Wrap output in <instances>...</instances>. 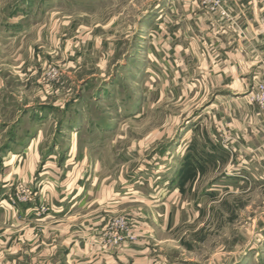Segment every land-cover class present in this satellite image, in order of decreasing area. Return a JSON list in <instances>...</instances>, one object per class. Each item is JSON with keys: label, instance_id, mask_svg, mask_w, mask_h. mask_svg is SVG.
I'll return each instance as SVG.
<instances>
[{"label": "rangeland", "instance_id": "obj_1", "mask_svg": "<svg viewBox=\"0 0 264 264\" xmlns=\"http://www.w3.org/2000/svg\"><path fill=\"white\" fill-rule=\"evenodd\" d=\"M160 1L0 0V149L13 133L21 141L39 133V157L54 145L64 156L72 145L79 155L85 148L100 158L95 173L90 167L98 187H125L127 194L140 189L141 196L158 202L167 195L155 189L163 188L155 176L166 179L173 165L180 194L164 231L156 209L128 202L111 216L96 191L89 201L105 216L101 246L107 248L101 234L123 217L139 235L133 243L143 236L136 226L147 223L151 244L169 264H264V179L256 176L249 189L244 180L239 189L202 194L222 173L199 156L200 112L216 90L196 82L195 75L184 82L178 58L183 52L168 49L180 15L163 13L155 23L157 14L150 11ZM195 2L209 16L230 17L223 0ZM175 41L183 42L182 36ZM261 83L247 95L258 111L249 93ZM75 124L80 130L74 139L69 126ZM170 153L175 157L169 162ZM18 182L14 193L24 186Z\"/></svg>", "mask_w": 264, "mask_h": 264}, {"label": "crops", "instance_id": "obj_2", "mask_svg": "<svg viewBox=\"0 0 264 264\" xmlns=\"http://www.w3.org/2000/svg\"><path fill=\"white\" fill-rule=\"evenodd\" d=\"M223 2L230 16L228 20L198 10L195 0H162L150 11L157 14L155 23L163 13L180 15V27L174 26L168 35L174 40L168 49L183 52L178 58H183L184 82L195 75L196 82L206 87L210 83L216 90L200 112L199 156L202 164L214 162L222 173L205 188L202 193L205 195L239 189L244 180L249 189L256 185V176L264 179V114L250 105L247 97L257 80L264 79V0ZM179 36L183 42L177 43L175 39ZM172 63L176 65V60L171 59L169 64ZM69 127L75 132L71 133L75 139L80 126ZM38 137L39 133L21 141L13 133L4 149H0V261L26 264L22 260L30 259L32 264H52L53 260L63 259L65 264H169L157 244H151L153 230L145 222L135 228L143 235L136 243L115 249L101 246L99 234L106 225L105 216L92 210L96 204L89 200L100 189L101 200L105 201L103 210L111 216L128 202L156 209L155 217L164 231L180 194L172 162L171 168L168 164L170 174L167 173L166 179L155 176V180L161 179L163 187L156 185L155 189L167 197L163 202L152 201L154 197L141 196L140 189L127 194L125 187L120 190L98 187V178L90 167L95 173L100 158L91 157L85 148L79 155L72 145L73 149L64 156L54 145L39 157ZM93 145L94 142L88 143L86 148ZM173 157L170 153L168 161ZM203 172L201 169V176ZM20 181L36 189L39 197L31 203L13 206L10 196ZM129 197L136 199L128 201ZM83 211L87 212L84 216L79 214Z\"/></svg>", "mask_w": 264, "mask_h": 264}, {"label": "built area", "instance_id": "obj_3", "mask_svg": "<svg viewBox=\"0 0 264 264\" xmlns=\"http://www.w3.org/2000/svg\"><path fill=\"white\" fill-rule=\"evenodd\" d=\"M215 0H204L202 4L208 5V2ZM224 15V13L222 14ZM255 91L249 93L250 103L257 105L262 113H264V84H259L255 87ZM17 192L10 196L9 202L11 205L27 204L33 202L35 193L27 186L21 187ZM106 238L105 245L107 248H117L125 244L135 242L139 235L133 234L132 228L128 224V220L123 217L113 219L109 227L101 234Z\"/></svg>", "mask_w": 264, "mask_h": 264}, {"label": "bare ground", "instance_id": "obj_4", "mask_svg": "<svg viewBox=\"0 0 264 264\" xmlns=\"http://www.w3.org/2000/svg\"><path fill=\"white\" fill-rule=\"evenodd\" d=\"M190 133L188 132L187 136L189 135Z\"/></svg>", "mask_w": 264, "mask_h": 264}]
</instances>
